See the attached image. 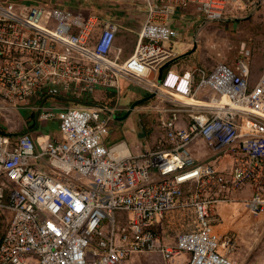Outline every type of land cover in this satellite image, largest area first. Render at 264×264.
I'll return each mask as SVG.
<instances>
[{"label":"built area","instance_id":"built-area-1","mask_svg":"<svg viewBox=\"0 0 264 264\" xmlns=\"http://www.w3.org/2000/svg\"><path fill=\"white\" fill-rule=\"evenodd\" d=\"M128 1L144 18L123 60L116 21L0 0V113L25 110L47 122L56 109L37 101L84 103L59 109L62 138L42 148L28 134L0 132V264H131L153 254L161 264H239V236L217 232V207L246 185L252 208L264 202V70L252 75L250 49L228 64L212 45L210 69L158 77L177 59L165 45L180 37L178 11L193 6L201 20L219 22L264 9V0ZM125 84L155 95L144 111L156 116L159 138L138 154L107 142L121 108L89 101ZM172 221L186 228L164 238Z\"/></svg>","mask_w":264,"mask_h":264},{"label":"crops","instance_id":"crops-1","mask_svg":"<svg viewBox=\"0 0 264 264\" xmlns=\"http://www.w3.org/2000/svg\"><path fill=\"white\" fill-rule=\"evenodd\" d=\"M115 9V8H112ZM115 11V10H114ZM180 18L176 19L174 23V27L178 30L180 37L179 39L171 43L169 46L172 48L176 53H177V59L173 62H171L164 70V74L169 70V69H177L181 71H189L192 67L190 66V59L194 54L196 53L197 49L200 48V40L201 36L205 34V32L209 29L214 30V25L213 23L215 22H206L204 20H201L197 16V13L192 6L191 8L187 9L186 11H178L177 14ZM182 15V16H180ZM112 17H108V19H103V20H108V21H116L120 23V25L123 27L125 26L124 29H122L115 41V45L118 48H121L123 51L122 59L125 60L129 58L133 52L135 47L131 48L132 44H134V40L130 39V37H126L128 32L130 31L127 24L128 20H125V16H122L119 12H111ZM183 18V20H182ZM129 19V18H128ZM224 24L225 28L227 31H236V29H241L243 30L242 34L245 35V37L249 40L254 39V37L257 36L259 33V30L264 32V9L261 8L259 5L255 9L252 10H246L241 13L233 12L229 13L228 16L225 18V20L222 22ZM261 33V32H260ZM211 41V40H209ZM208 41V42H209ZM137 43V40H136ZM130 46V47H129ZM136 46V44H135ZM251 44L244 43L241 45V48L243 49H249ZM202 54H199V61L201 64L199 66L205 67L207 69H210L212 66H205L204 64V58L200 57ZM207 59V58H206ZM252 68V66H251ZM254 68V67H253ZM264 68L262 69V71ZM261 71V72H262ZM257 73V71H255ZM261 72L254 76L258 77ZM130 86H133L134 92L138 93V98L133 99L130 105L125 108L121 107V112L115 115V120L110 126L111 130V139H109L107 142H117V141H124L120 138V135L114 134L113 128L114 125L117 123H123L125 121H128L129 116L133 112H137V114L140 116V126L135 128V133L138 135V138L140 140L139 143V150L146 151L147 149H152L155 147L157 140L159 138L158 132L156 130V125H154L151 121V119L145 117L147 115H151L150 113L148 114L147 112L144 111V108L151 103V101H154V98L149 99L147 102L140 104L136 107L134 111H132L129 114V111L132 107V105L137 102L146 99L152 94L146 93L145 90H140V88H137V85L130 84ZM136 89H135V88ZM144 91V92H143ZM123 92V90H122ZM121 92V93H122ZM116 95V96H115ZM122 94H117L114 91H98L94 97H92L89 101L91 102L92 105H103L107 104L109 106H116L118 105V99L121 97ZM131 100V99H130ZM117 101V102H115ZM129 101V100H127ZM38 105H44L48 106L51 108L56 109L55 111V117L51 119L50 121L47 122H42L39 119L38 114H33L31 112L25 111V110H20L19 112H4L0 113V132H3L5 134L13 135V136H19V135H24L28 134L30 135L35 143L37 144L38 148H42L44 143L48 140H60L62 138L60 130H59V118H58V112L59 109L63 108H68L72 105H77L78 103L68 100V99H57L53 97H47L43 99L42 101H37ZM87 104V103H85ZM80 105V104H79ZM82 105V104H81ZM26 112L27 115L25 117H22V113ZM129 114V115H128ZM145 116H143V115ZM154 115V114H152ZM155 116V115H154ZM156 118V116H155ZM157 123V119H155V124ZM121 139V140H120ZM126 142V141H125ZM127 143V142H126ZM128 144V143H127ZM129 146V145H128ZM197 151V156L200 158L203 157V160L206 158L204 155L206 154L207 156V151L205 150V147L199 143L198 146L195 149ZM252 197V188L250 185H246L241 191L236 193L233 196L232 202L230 203H223L218 205L217 207V213L218 215L223 219V216H227L226 218L236 216L239 217L241 212V208L244 211H248L252 209L251 200ZM264 204V202L262 203ZM241 207V208H240ZM239 212V213H237ZM227 214V215H226ZM229 214V215H228ZM231 214V216H230ZM238 214V215H237ZM216 230L218 233L223 234L231 230L230 225L227 226L225 223L224 225H218L216 227Z\"/></svg>","mask_w":264,"mask_h":264},{"label":"rangeland","instance_id":"rangeland-1","mask_svg":"<svg viewBox=\"0 0 264 264\" xmlns=\"http://www.w3.org/2000/svg\"><path fill=\"white\" fill-rule=\"evenodd\" d=\"M6 1V0H5ZM21 2L23 4H41L46 6H64L74 11H83L85 14H96L99 15L102 19H108L111 16V12H119L122 16H125V20L129 21L127 26L130 31L126 37L134 40V44L130 45L131 48L135 47L137 40V32L144 18L143 12L139 11V8H143L141 4H135L132 1L128 0H10ZM139 7V8H136ZM115 8V9H112ZM115 10V11H114ZM129 18V19H128ZM138 19L139 21H137ZM223 21L213 23L214 30H207L200 40V48L197 49L196 53L190 59V66H199L201 62L199 61V54L202 51L200 57L204 58L205 66H213L218 59L216 58V52L211 50L210 47L215 45L218 50L225 52V58L222 61L227 62L228 64H233L236 58L239 56V50L241 45L244 43L251 44L249 47L251 55V70L252 75H258L264 68V32L259 30V33L253 40H249L242 34L243 30L236 29V31H227ZM101 26V25H100ZM100 26L97 32L100 31ZM125 28V26H123ZM123 28V29H124ZM261 32V33H260ZM211 40V41H209ZM209 41V42H208ZM170 45V44H169ZM169 45H165L170 47ZM129 46V47H130ZM228 46L232 50H228ZM207 58V59H206ZM254 67V68H253ZM257 71V73L255 72ZM139 88L138 86H136ZM135 88V87H134ZM136 89V88H135ZM141 90V88H140ZM143 90V89H142ZM134 92L133 86L130 84H125L123 88L122 96L118 99V106L122 108H127L133 99L138 98V93ZM144 92V91H143ZM116 96V95H115ZM131 99V100H130ZM129 100V101H127ZM117 102V101H115ZM28 113V111H27ZM26 112L22 113V117L27 115ZM143 115V114H141ZM145 116V115H143ZM140 116L137 112H133L128 121L123 123H117L114 125L113 132L114 134L120 135V138L126 141L134 154L140 153L138 148L140 140L138 135L135 133V128L140 126ZM151 119L152 123L155 124V116L147 115L145 116ZM111 139V137H110ZM109 139V140H110ZM120 139V140H121ZM111 141V140H110ZM199 159H203V157ZM226 204V203H225ZM241 208V207H240ZM239 213V212H237ZM227 215V214H226ZM229 215V214H228ZM238 215V214H237ZM231 216V214H230ZM239 217L235 215L229 218L223 216L221 218V224L224 223L231 227V230L234 231L239 236L240 247L237 253L238 263L239 264H264V204L258 206L257 208H252L248 211H244L241 208ZM175 222V221H174ZM172 223L168 224L170 229L164 231V238L169 234H173L171 229L183 230L186 228V224L179 226V224ZM219 224V225H221ZM131 264H161V259L159 256L153 255H140L135 256Z\"/></svg>","mask_w":264,"mask_h":264},{"label":"water","instance_id":"water-1","mask_svg":"<svg viewBox=\"0 0 264 264\" xmlns=\"http://www.w3.org/2000/svg\"><path fill=\"white\" fill-rule=\"evenodd\" d=\"M169 64H170V63H167L164 67L161 68V70H160V72H159V77H158V81H159V82L162 80L163 75H164V70H165V68H166ZM154 96H155V95L152 94V95H150L149 97H147V98L144 99V100H141V101H137V102H135V103L132 105V107H131V109H130V111H129V114H130L132 111H134L138 105L147 102L149 99L154 98ZM77 103H78V102H77ZM78 104H84V103H78ZM87 105H88V104H87ZM129 114H128V115H129Z\"/></svg>","mask_w":264,"mask_h":264},{"label":"flooded vegetation","instance_id":"flooded-vegetation-1","mask_svg":"<svg viewBox=\"0 0 264 264\" xmlns=\"http://www.w3.org/2000/svg\"><path fill=\"white\" fill-rule=\"evenodd\" d=\"M96 106L102 107L103 105H101V104H100V105L96 104Z\"/></svg>","mask_w":264,"mask_h":264}]
</instances>
